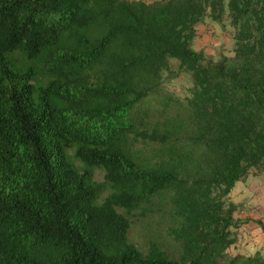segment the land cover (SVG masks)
Instances as JSON below:
<instances>
[{"label":"trees","instance_id":"16d2710c","mask_svg":"<svg viewBox=\"0 0 264 264\" xmlns=\"http://www.w3.org/2000/svg\"><path fill=\"white\" fill-rule=\"evenodd\" d=\"M207 18L232 28V57L193 49ZM164 73L190 74L186 101ZM251 172L264 0H0V264H264L228 253L245 224L230 195ZM161 206L142 252L129 217Z\"/></svg>","mask_w":264,"mask_h":264},{"label":"rangeland","instance_id":"374dc122","mask_svg":"<svg viewBox=\"0 0 264 264\" xmlns=\"http://www.w3.org/2000/svg\"><path fill=\"white\" fill-rule=\"evenodd\" d=\"M148 3V0H144ZM155 0H150L154 2ZM207 18L205 21H209ZM204 21V23H205ZM228 28L217 25V28L206 29L202 34L199 35L200 43L203 45V50H208L205 52V56L211 59L220 60L224 56H228L232 52V48L228 46L229 39H232L229 34ZM227 38V39H226ZM171 67L175 72H179V63L175 60L170 61ZM163 88L175 97L186 101L190 96V90L193 87V80L188 73H180L177 77L173 78L164 73L163 75ZM135 150L140 155L148 158L150 151L148 147L141 144L135 146ZM72 159H74V151H70ZM76 165L81 166L79 162L74 161ZM248 176L256 180L257 192L255 198L251 199L252 202H238V198L232 197L230 195L231 201L236 205L235 218L241 219L245 224L238 230H235L236 234V244L231 247L228 253L232 256L235 255H254L260 253L264 256V252L259 251V248L264 244V232H258L261 227L254 223L259 217L264 219V174L259 172H251ZM95 181L102 182L104 180V173L101 171H96ZM109 192L105 193L102 200L108 196ZM243 195V194H242ZM240 199V198H239ZM166 207L161 206L160 211L154 210L155 213L149 212L148 207L143 211L137 212L134 216L129 217L131 220V238L137 244L142 252L147 249L148 240L152 238H159L165 229V222L163 220V212ZM121 213L124 211L120 210ZM253 212H255L253 214ZM251 213L253 216H248ZM260 213V215L258 214ZM252 221V222H251ZM262 230V229H261ZM263 231V230H262ZM257 232L259 234H257Z\"/></svg>","mask_w":264,"mask_h":264},{"label":"crops","instance_id":"0c3cea01","mask_svg":"<svg viewBox=\"0 0 264 264\" xmlns=\"http://www.w3.org/2000/svg\"><path fill=\"white\" fill-rule=\"evenodd\" d=\"M132 1H138V0H132ZM144 1V0H142ZM155 1H158V0H155ZM145 2V1H144ZM148 3H150V0H148ZM228 23H226V26H227ZM215 29L217 28V24L212 22L211 20L209 21H205V23H202L200 25L197 26V36L193 42V49L197 52H201L205 55V52L208 51V50H203V45L200 43V37L199 35L202 34V32H204V30L206 29ZM228 30H229V34H230V37H231V32H232V28L228 25L227 26ZM227 39V38H226ZM228 46H230V49L232 48V52L226 56V57H232L233 56V51H234V41H233V38L232 39H229V43H228ZM216 60V59H214ZM257 185H256V180H254L253 178H250V176H247L245 179L239 181L234 189L232 190V197L234 198H238V202H252L251 199H254L255 198V194L257 192V188H255ZM243 194V195H242ZM240 198V199H239ZM255 212H253L254 214ZM260 215V213H258ZM250 217H252L253 215L251 213H249ZM264 216V215H263ZM258 218L256 221H253L254 223H256L257 221H260L262 224H264V219H261L259 217H256ZM252 222V221H251ZM258 225V224H257ZM262 229V228H261ZM261 229H259L258 232H264V230L262 231ZM257 232V234H259ZM264 252V244L262 247L259 248V251Z\"/></svg>","mask_w":264,"mask_h":264}]
</instances>
